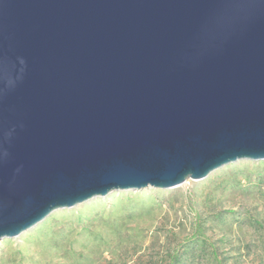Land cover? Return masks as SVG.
Here are the masks:
<instances>
[{
	"label": "water",
	"instance_id": "1",
	"mask_svg": "<svg viewBox=\"0 0 264 264\" xmlns=\"http://www.w3.org/2000/svg\"><path fill=\"white\" fill-rule=\"evenodd\" d=\"M238 159H264V0H0V239Z\"/></svg>",
	"mask_w": 264,
	"mask_h": 264
},
{
	"label": "rangeland",
	"instance_id": "2",
	"mask_svg": "<svg viewBox=\"0 0 264 264\" xmlns=\"http://www.w3.org/2000/svg\"><path fill=\"white\" fill-rule=\"evenodd\" d=\"M264 264V159L114 190L0 239V264Z\"/></svg>",
	"mask_w": 264,
	"mask_h": 264
},
{
	"label": "trees",
	"instance_id": "3",
	"mask_svg": "<svg viewBox=\"0 0 264 264\" xmlns=\"http://www.w3.org/2000/svg\"><path fill=\"white\" fill-rule=\"evenodd\" d=\"M216 264H223V262L220 261V260H217V261H216Z\"/></svg>",
	"mask_w": 264,
	"mask_h": 264
}]
</instances>
